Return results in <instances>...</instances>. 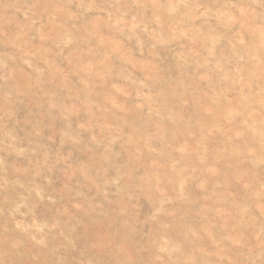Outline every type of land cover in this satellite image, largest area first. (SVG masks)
<instances>
[{"label":"rangeland","instance_id":"obj_1","mask_svg":"<svg viewBox=\"0 0 264 264\" xmlns=\"http://www.w3.org/2000/svg\"><path fill=\"white\" fill-rule=\"evenodd\" d=\"M0 264H264V0H0Z\"/></svg>","mask_w":264,"mask_h":264}]
</instances>
